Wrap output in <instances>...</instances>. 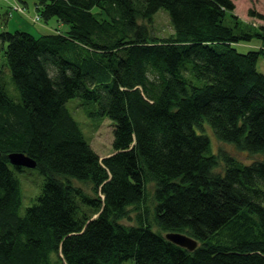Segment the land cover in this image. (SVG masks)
<instances>
[{"label": "trees", "instance_id": "1", "mask_svg": "<svg viewBox=\"0 0 264 264\" xmlns=\"http://www.w3.org/2000/svg\"><path fill=\"white\" fill-rule=\"evenodd\" d=\"M34 6L68 28L0 31L15 90L0 77V264H264V156L243 163L211 153L208 136L195 129L207 123L219 140L264 155V74L256 69L264 26L242 28L233 0ZM161 8L174 32L150 36L138 19L151 22ZM254 38L255 49L233 46ZM76 96L113 121L112 153L100 157L84 137L66 107ZM13 151L31 157L44 177L23 215L7 158ZM220 154L226 164L216 171ZM71 179L89 182L94 196ZM148 182L154 205L144 213ZM130 206L136 223L126 225L120 219ZM167 231L198 244L190 251L167 240Z\"/></svg>", "mask_w": 264, "mask_h": 264}, {"label": "rangeland", "instance_id": "2", "mask_svg": "<svg viewBox=\"0 0 264 264\" xmlns=\"http://www.w3.org/2000/svg\"><path fill=\"white\" fill-rule=\"evenodd\" d=\"M235 8L233 13L240 20V26L250 32H263L261 28L264 26V19L257 18L255 16H250L248 10L252 9L256 12L262 13L264 15V0H233ZM26 4L20 1H12L10 4L0 2V31L13 32L16 29L28 31L34 36H39L43 33L50 32L54 30L59 33V31L64 32L67 30V24L62 23L55 17H51L44 20L42 17L37 15V10L34 6V0H25ZM24 4V6H23ZM21 7V10H19ZM95 10V9H94ZM138 23H146L148 25V30L150 36L156 37H167L170 36L174 29L170 23L168 12L161 8L154 15L151 22H147L142 19H138ZM226 25L232 26L233 20L227 16L224 20ZM57 28V29H54ZM260 45V39L254 38L250 41H240L233 43V46L239 52H246L257 48ZM256 69L264 74V57H259L256 62ZM0 77L6 83V87L9 92L15 96V90L11 84V77L8 67L5 65V58L3 53H0ZM11 83V84H10ZM66 107L73 116V118L79 123L80 128L83 132L84 137L89 140L90 146L93 150L100 156H106L112 153V138H113V121L107 116H100L96 113L98 110V104L93 101H85L78 96L72 97L67 100ZM195 129L208 136L210 141V152L217 154L219 151L225 153L224 156H233L243 163H249L254 160H260L264 156L263 153L258 152L252 153L248 151L237 150L235 146L230 142H224L217 138L214 130L207 124L204 123L200 128L195 127ZM219 156L220 163L215 168L216 171H222L225 167L226 161L224 156ZM10 168L14 171L15 176L19 179L22 199L19 208V214L23 215L25 209L28 206L36 203V196L42 191L44 177L39 173L36 168H24L22 171H17L12 165ZM70 183L74 186H80L90 195L94 196L91 190V184L87 181H80L77 179H71ZM153 183L148 182L146 184V194L144 202L139 206V211L145 210L143 207H148L152 210L154 201L152 198L153 193ZM135 207H128V215L120 219L121 223L126 225H132L136 223ZM148 219L151 218L150 211L146 212ZM94 214L92 217H95ZM146 217V218H147ZM154 230H159L157 226H153ZM120 264H135L132 258L122 261Z\"/></svg>", "mask_w": 264, "mask_h": 264}, {"label": "water", "instance_id": "3", "mask_svg": "<svg viewBox=\"0 0 264 264\" xmlns=\"http://www.w3.org/2000/svg\"><path fill=\"white\" fill-rule=\"evenodd\" d=\"M7 158L9 160V163L14 166H21L25 168L35 167V161L21 151L9 152L7 154ZM164 237L167 240L179 246H182L190 251L195 249L198 244L195 238L179 231H167L164 233Z\"/></svg>", "mask_w": 264, "mask_h": 264}, {"label": "crops", "instance_id": "4", "mask_svg": "<svg viewBox=\"0 0 264 264\" xmlns=\"http://www.w3.org/2000/svg\"><path fill=\"white\" fill-rule=\"evenodd\" d=\"M12 1H15V0H0L1 3H7V4H10ZM17 1H19V0H17ZM24 4H26V3H24ZM24 4H23V6H24Z\"/></svg>", "mask_w": 264, "mask_h": 264}, {"label": "built area", "instance_id": "5", "mask_svg": "<svg viewBox=\"0 0 264 264\" xmlns=\"http://www.w3.org/2000/svg\"><path fill=\"white\" fill-rule=\"evenodd\" d=\"M19 10H21V7H20V9Z\"/></svg>", "mask_w": 264, "mask_h": 264}]
</instances>
